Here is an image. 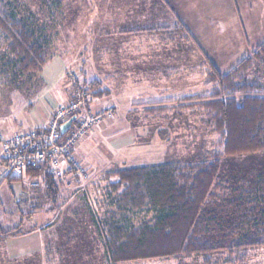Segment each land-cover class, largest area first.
I'll return each instance as SVG.
<instances>
[{
  "label": "rangeland",
  "instance_id": "obj_1",
  "mask_svg": "<svg viewBox=\"0 0 264 264\" xmlns=\"http://www.w3.org/2000/svg\"><path fill=\"white\" fill-rule=\"evenodd\" d=\"M3 1L5 3L11 2L15 11L23 17L30 29H40L47 36L49 59L57 54L66 62L65 75L58 83L57 90L67 93V97L63 103L52 110L50 118L54 116L58 107L73 101L77 103V108L66 117L65 121L76 115L77 119L73 120L71 128L79 126V119H84L89 124L86 129L87 133L79 138L77 146H73L71 150L78 163L73 165L70 170L67 164L62 163L60 167L63 172L60 175L54 176L48 172L47 174L56 178L65 177L63 188L68 189L69 193L64 194L69 197L71 195L68 194H74L79 199L86 197V202L88 201L93 210L101 217H103L102 214L108 207L106 186L109 180L116 179L114 176H106L107 172L122 167L166 161H183L192 157L199 158L209 153L214 147L215 136L203 124L199 123L201 116L198 117L191 112L186 111L183 113L186 115L179 118L172 119L171 116L170 122L167 124H164L162 120L142 119L143 117L140 116L142 108L138 103L145 102L137 98L140 90H143L140 80L144 76H148L151 81L154 79L153 77L163 76L165 72L163 63L166 62L170 65L181 64L185 67L184 69L194 68L197 65V84L190 89L188 87L186 92H181L178 98L188 94L194 96L206 95L209 92L211 82L207 76L202 74V56L200 54H204L220 73H225L260 45L250 44L249 50L248 48L244 50L246 54H237L236 56L228 54L230 56L228 57L226 55L227 50L222 46L223 41L217 38L215 34L218 25H205L207 26L206 32H201L204 25L193 24L192 34L190 24L182 23V21L180 22L179 19L172 16L174 9L170 4L171 0ZM209 1L183 0V2L190 4V8L198 2L207 3ZM211 26L215 28L214 31ZM181 27L185 29L187 34L182 32ZM211 30L214 32V36L210 32ZM188 35L191 37L193 44L191 41H185ZM230 42L232 43V40ZM153 49L159 51L154 56H149L147 50ZM180 50H184V53ZM144 55L147 56L142 57ZM7 56L5 47L0 42V128L3 126V119L11 118L15 113L23 111L28 113L29 107L34 104L33 100L36 92L42 86L40 75L32 74L29 78L21 77L17 81L12 78L11 71L6 68ZM143 58L154 60L147 63L143 61ZM228 58L229 60L225 63ZM141 60L146 63L144 64ZM160 66L161 68H159ZM255 70L258 71V75L262 79L264 90V65L260 67L256 65ZM183 80H185V77ZM74 81L77 84L86 82L89 83V86L100 84L99 86L105 88L107 92L109 91V93L117 96V99L122 103L118 106L120 114L118 113L117 119L113 117L110 95L98 96L99 100L110 103L107 104V109L96 112L90 106V103L91 101L93 103L97 101L94 100L97 97L87 98L86 96H89L90 90L88 92L78 91L73 85ZM185 85L183 84V87ZM70 92L71 95H69ZM168 99H172V97L170 96ZM134 111L137 113L133 114ZM95 114L98 116V122L90 120V116ZM111 119L117 123L121 122L123 126L130 129L134 143L127 149L118 152L111 151L106 145L102 146L97 152H91V156L97 162L94 165H98V167H93L91 170L87 158L83 154V157L79 155L77 149L81 142L86 139L88 132L90 133L98 126L102 128L106 120ZM158 125L167 128L169 136L166 140L157 136L156 126ZM0 146L2 149L1 143ZM222 165V177L228 181L220 194L221 203H224L223 200L226 199V195L230 198L234 197V189H244L247 192L253 190L252 186L257 176L264 173V152L225 157L222 160ZM43 175V172H38L36 175L24 174L22 177L16 178L9 174L4 175V177L10 180V176H12L14 178L10 181L17 182L25 179V189H31L32 194H35L36 191L44 192L46 195H53L58 192L56 184L49 185L51 176L45 178ZM240 186L241 188H239ZM59 189H61L60 186ZM262 194L264 195V192ZM76 198L71 201L67 199L52 201L53 198L50 199L48 204H55L56 209L60 211L55 219L57 225L64 223L65 216L71 212L72 208L77 206L82 208L83 198L80 200H76ZM261 210L263 213L256 216L261 217L259 223L264 226V209ZM140 219L141 216L136 217L135 221ZM79 220L80 223L86 225V228L82 227L81 230L76 232V239L67 248L68 251H72L70 255L72 259H69V264H106L102 256V239L91 226L90 215L82 211ZM68 223L73 227H76L77 224L75 221H69ZM22 228H25V224ZM258 228L261 229V226ZM63 240L64 238L61 241H54L53 246L61 244V247H65ZM46 250L50 251L49 247L45 246ZM246 251V259L239 264H264V249L262 247H254ZM61 252L62 248L59 249V256L57 248L52 250V259L46 257L44 264H64V253L61 254ZM212 256L216 264H232L227 262L228 256L226 253L221 254L219 257L217 254ZM123 264L202 263L198 257L193 256L190 258L173 257L139 260Z\"/></svg>",
  "mask_w": 264,
  "mask_h": 264
},
{
  "label": "trees",
  "instance_id": "obj_2",
  "mask_svg": "<svg viewBox=\"0 0 264 264\" xmlns=\"http://www.w3.org/2000/svg\"><path fill=\"white\" fill-rule=\"evenodd\" d=\"M187 40L193 44L189 35ZM0 42L8 55L6 68L16 81L40 75L49 60L47 36L40 29H30L11 2L3 0ZM200 55L202 74L211 82L208 94L138 105L142 119L162 120L164 124L171 116H185L186 111L201 116L199 123L215 136L214 147L199 158L122 167L106 173L116 177L106 186L107 210L103 217L97 212L89 214L102 239L106 264L193 256L202 264H216L212 255L223 253L228 263L239 264L246 259L247 249H264V226L257 217L264 209V173L257 176L252 191L237 188L234 197L226 195L224 203L220 200L228 182L222 177L223 158L264 152V90L255 70L256 65H264V40L225 73ZM73 85L78 91L90 90L87 98L108 94L100 84L74 81ZM156 129L159 138H168L166 127L158 125ZM34 172L51 176L44 165L26 169L25 175H36ZM139 216L141 219L135 221Z\"/></svg>",
  "mask_w": 264,
  "mask_h": 264
},
{
  "label": "crops",
  "instance_id": "obj_3",
  "mask_svg": "<svg viewBox=\"0 0 264 264\" xmlns=\"http://www.w3.org/2000/svg\"><path fill=\"white\" fill-rule=\"evenodd\" d=\"M170 4L174 9L172 16L179 19L180 22L182 21V23L190 24L192 34L193 24L204 25L201 32H206L207 26L205 25H218L215 34L217 38L223 41L222 46L227 50L226 55L228 57H230L228 54L232 56L244 54L245 49L248 48L249 50L250 44L258 45L264 40V0H212L207 3L198 2L192 8H190L189 3L183 2V0H171ZM211 28L213 31L215 30L214 27L211 26ZM212 30L210 32L214 36ZM147 51L149 56H154L159 50ZM183 51L180 50L184 53ZM153 60L152 58H143V61L147 63L153 62ZM228 60L229 58L226 59L225 63ZM143 61L141 60V62ZM163 66L165 67L163 76L153 77L152 81L148 76H144L140 80L143 90H140L138 99L143 102H161L170 96L178 98L181 92H186L188 87L190 89L197 84V65L194 68L184 69L185 67L181 64L170 65L166 62L163 63ZM66 67L65 60L57 54L53 55L40 73L42 86L36 92L33 100L34 104L29 107L28 113L23 111L15 113L11 118L3 119L1 130L10 133L13 130H27L47 124L52 110L66 100L67 93L57 90L58 83L65 75ZM143 70L145 69L143 68ZM184 77L185 80H183ZM183 84L186 85L183 87ZM71 94L70 92L69 95ZM107 95L111 97L113 106L110 105L113 107V117L117 119L118 113L120 114L118 106L122 103L117 99V96L109 93V91ZM94 100L97 101L94 103L91 101L90 106L96 112L107 109V104L110 103L99 100V97ZM133 143V134L130 129L123 126L121 122L117 123L111 119L106 120L102 128L98 126L90 133L88 132L86 139L81 142L77 151L79 155H85L92 170L93 167H98V165H94L97 162L91 156V152H97L105 145L111 151L118 152L127 149ZM3 171L4 163L0 160V173ZM6 178L0 179V264H44L46 257H52L51 252L55 248H57L59 256V249L62 248L64 264H69V259H72L70 256L72 251H68L67 248L76 239V232L81 230L82 227L86 228L84 223L79 222L82 211L87 214H96L88 201L86 202L87 198L81 197L83 198L82 208L79 206L72 208L71 212L65 216L64 223L57 225L55 219L60 211L56 209L55 204H48L50 199L53 198L52 201L59 199L71 201L76 198L74 194H68L71 197L64 194L69 193L68 189L63 188L65 177L56 178L51 176L49 185L51 186L54 183L58 186V192L53 195H46L41 191L32 194L31 189H25V179L17 182ZM59 186L61 189H59ZM80 199L76 198V200ZM69 221H75L77 223L76 227L71 226L68 223ZM24 224L25 228H22ZM91 226L94 229L93 224ZM62 238H64L63 245L65 247H61V244L53 246L54 241H61ZM45 246L49 247L50 251H45Z\"/></svg>",
  "mask_w": 264,
  "mask_h": 264
},
{
  "label": "built area",
  "instance_id": "obj_4",
  "mask_svg": "<svg viewBox=\"0 0 264 264\" xmlns=\"http://www.w3.org/2000/svg\"><path fill=\"white\" fill-rule=\"evenodd\" d=\"M76 108L77 103L73 101L61 105L47 124L38 128L14 130L11 134L0 128L2 145L0 160L4 162V171L0 173V178L6 174L22 177L26 169L42 165L46 167L48 173L55 176L63 172L60 167L62 163L67 164L69 170L76 165L78 161L71 150L73 146H77L79 138L87 133L89 122L79 119L77 128H71L70 125L64 135L60 131V125L66 122V117ZM74 116L77 119V116ZM90 120L98 122V116L92 115Z\"/></svg>",
  "mask_w": 264,
  "mask_h": 264
},
{
  "label": "water",
  "instance_id": "obj_5",
  "mask_svg": "<svg viewBox=\"0 0 264 264\" xmlns=\"http://www.w3.org/2000/svg\"><path fill=\"white\" fill-rule=\"evenodd\" d=\"M74 119H75V116H72L66 122H64L63 124L60 125V131H61V133H65L66 132V130L71 125L72 120H74Z\"/></svg>",
  "mask_w": 264,
  "mask_h": 264
}]
</instances>
